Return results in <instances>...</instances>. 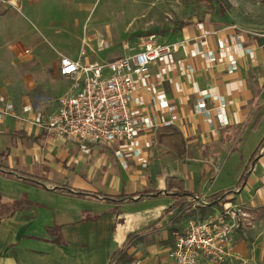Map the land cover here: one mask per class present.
<instances>
[{
  "label": "crops",
  "instance_id": "1",
  "mask_svg": "<svg viewBox=\"0 0 264 264\" xmlns=\"http://www.w3.org/2000/svg\"><path fill=\"white\" fill-rule=\"evenodd\" d=\"M223 18L194 21L156 41L176 44L177 49L139 77L142 104L138 111L159 123L178 114L173 125L182 134L183 144L175 157L163 144L172 136L165 137L162 131L163 142H159L157 129L163 125L142 131L139 140L151 156L146 170L129 153L128 166L123 165L116 151L124 145L84 147L60 140L36 122L38 113L55 110L58 99L69 90L71 79L60 73V56L78 59L80 50L89 45L85 36L74 50L55 49L57 57L49 65L41 59L42 53L24 62L17 60L19 67L5 76L0 88L8 95L0 97V104L13 102L19 114L25 104L33 110L25 114L26 119L9 115L0 121V165L36 176L47 185L20 179L10 170L0 171V264H109L121 250L117 264H176L169 254L176 233L191 218L224 205L211 204L209 197L237 186L264 139V131L251 127L259 114L261 124L264 120V35L248 34L244 30L251 29L228 24ZM236 35L254 51L238 50ZM222 46L229 50V60L238 63L237 71L229 73L224 60L213 63L199 54L201 47L217 51ZM31 54L29 50L26 57ZM86 60L97 61L88 51ZM206 91L226 97L227 127L210 131L206 120L194 112ZM260 153L246 183L226 201L238 204L244 214L231 240L234 252L249 264H264V153ZM161 161L162 169L157 167ZM197 162L199 166L194 167ZM165 172L190 180L195 196L165 194ZM55 186L96 195L67 194ZM145 189L162 194L124 203L101 195Z\"/></svg>",
  "mask_w": 264,
  "mask_h": 264
},
{
  "label": "built area",
  "instance_id": "2",
  "mask_svg": "<svg viewBox=\"0 0 264 264\" xmlns=\"http://www.w3.org/2000/svg\"><path fill=\"white\" fill-rule=\"evenodd\" d=\"M21 1L0 0V7H12L21 12ZM244 32L264 35L251 30ZM236 42L238 50L245 54L254 51L244 44L240 35H236ZM103 47L108 48L109 43L105 41ZM175 49L176 44L160 45L155 41L143 49L132 48L129 55L104 62L87 61L86 48L80 50L78 59L61 55L60 73L70 78L71 84L58 99L55 110L38 113V126L60 140L73 141L84 147L124 145L116 151L123 165L128 166L126 156L129 153L141 169H148L151 156L139 140L140 133L161 125L169 126L179 116L173 114L171 119L159 123L154 116L138 111L142 104L139 77L148 74L153 63L172 55ZM199 54L213 63L224 60L229 73L239 68L237 62L229 60L230 52L225 46L217 51L201 47ZM209 101L214 105L210 106ZM171 109L176 108L172 105ZM32 110V105L25 104L23 114H19L16 105L8 100L0 104V121L9 115L26 119L25 114ZM194 112L206 120L210 131L230 124L223 94L204 92ZM261 152L264 153V147ZM241 215L244 214L239 205L228 201L216 212L191 218L186 227L176 233L170 257L176 264H249L247 258L234 252L231 240L233 231L240 225Z\"/></svg>",
  "mask_w": 264,
  "mask_h": 264
},
{
  "label": "rangeland",
  "instance_id": "3",
  "mask_svg": "<svg viewBox=\"0 0 264 264\" xmlns=\"http://www.w3.org/2000/svg\"><path fill=\"white\" fill-rule=\"evenodd\" d=\"M21 4L23 14L0 7V88L5 76L19 67L17 60L42 53L49 65L57 57L55 49L74 50L84 36L88 56L104 62L132 53L133 46L143 49L162 42L164 34L194 21L218 22L225 17L228 24L264 33V0H22ZM105 41L108 48H102ZM28 50L32 54L26 57ZM1 96L8 95L0 90ZM261 121L252 129L262 133ZM163 164L157 167L162 169Z\"/></svg>",
  "mask_w": 264,
  "mask_h": 264
},
{
  "label": "trees",
  "instance_id": "4",
  "mask_svg": "<svg viewBox=\"0 0 264 264\" xmlns=\"http://www.w3.org/2000/svg\"><path fill=\"white\" fill-rule=\"evenodd\" d=\"M261 119H262V114H259L252 124V127L254 129L258 126ZM162 131L166 132V134H164L165 137L172 136V138L166 139L165 143L161 140L162 139V133H161ZM157 136H158L159 142L160 141L163 142L164 146L168 149V151L171 154H173V156L178 157V155H176V151H181V146L183 144V137H182V134L179 132V130L173 124H171L169 126H161L157 129ZM172 140L175 141L176 143L171 144L170 141H172ZM262 147H264V139L260 142V144L258 145L256 150L252 153L250 160H249V162H248V164L244 170V173H243L241 179L239 180L237 186L233 189L221 191L219 193H216V194L210 196L209 201L211 204H221V205L224 204L227 201L228 195L235 192L236 188H241L246 183L248 176L253 171L254 166L259 161V159L262 157V155L260 153ZM9 170L10 169L8 167L0 165V171L7 173ZM9 173H12V174L14 173L16 175V177H18L20 179H25V180L31 181L37 185H43V186L47 185V182L42 181V179H40L36 176H33V175L25 174V173L20 172L18 170H10ZM164 176H165V194L178 195V196H182L184 198L195 196L194 193L192 192V187H191L192 182L190 180L186 181L184 179L178 178L177 176H172V175L168 174L167 172H165ZM55 190L63 192V193H67V194L78 195V196L96 195V194H92L91 192H87V191H83V190H73L70 187H63V186H55ZM161 194L162 193L159 190L145 189L141 192H137V193H133V194H124V193L116 192V193H110V194L106 193V194H101V195L106 200L113 201L115 203H124V202L133 201L135 198L145 199V198H149V197H153V196H157V195H161ZM121 252H122V250L117 252L109 264H117L116 259L120 255Z\"/></svg>",
  "mask_w": 264,
  "mask_h": 264
}]
</instances>
